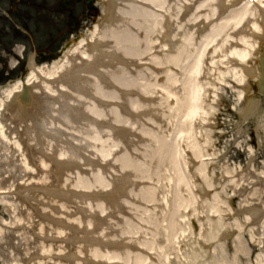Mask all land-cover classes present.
<instances>
[{
	"label": "bare ground",
	"instance_id": "obj_1",
	"mask_svg": "<svg viewBox=\"0 0 264 264\" xmlns=\"http://www.w3.org/2000/svg\"><path fill=\"white\" fill-rule=\"evenodd\" d=\"M99 1L108 24L0 92V206L23 218L9 239L16 264H192L180 244L199 236L200 210L235 234L230 261L218 245L213 264L247 259L244 224L258 232L254 264H264V200L247 193H262L264 176L236 180L242 219L222 225L219 206L239 213L213 192L198 132L209 56L264 92V58L246 68L264 37V0ZM114 5L122 21L110 24ZM108 53L138 68L111 66ZM128 178L116 206L101 200H115Z\"/></svg>",
	"mask_w": 264,
	"mask_h": 264
},
{
	"label": "rangeland",
	"instance_id": "obj_2",
	"mask_svg": "<svg viewBox=\"0 0 264 264\" xmlns=\"http://www.w3.org/2000/svg\"><path fill=\"white\" fill-rule=\"evenodd\" d=\"M66 1L56 0L54 47H51V50L46 53L38 52L34 62L35 52H25L24 61L26 63L21 67L22 69L18 67L13 72H9V77H4L0 81L2 90L13 86L20 76H27L31 71V64L36 69L46 68L49 71L60 63L61 57L65 53H62V48L65 45L87 42L93 28L97 27L96 23L99 19L96 17L102 9V4L96 0L95 16L87 10L83 0H68V7L65 6ZM1 53L13 57L12 52ZM263 54L264 40L246 68L256 69ZM221 58L222 56L216 54L209 56L205 62L204 77L209 84V90L204 108L208 117L205 125H198V132L200 152L207 159L205 166L207 167L208 182L212 186L213 192L217 193L222 190V193H218V199L233 208L235 213L239 212L235 216L227 215L223 206L218 207V211L222 215V225H227L234 220V217H237L238 220L242 219L243 211L237 209V205L241 203V196H233L231 190L236 180L248 170H251L252 174L264 176V94L249 78L243 84L239 80H234L230 68L221 63ZM10 61L8 58L0 57V68L2 67L0 75L11 66ZM243 113L245 114L242 115ZM222 176L230 177L225 185L219 182ZM195 182L198 185L200 197L208 199L210 193L206 191L207 183L196 179ZM253 190L254 188H247V193H253L251 198L259 204V200H264V191L261 193L259 190L254 192ZM18 219L23 218H19L11 208L0 206V264L17 263L16 259L19 257L17 241L12 240L11 242L9 239L14 232H20L19 230L22 228ZM197 221L202 224L201 230L196 222L192 223V227L195 235H197L196 231H200L199 236L193 240L186 237L181 241V252L194 257L192 264H213L211 252L216 246L222 245L226 258L230 261L231 256L235 253L232 241L235 234L232 229L222 228L216 223V219L208 218L207 213L202 210L199 211ZM17 229L18 231H16ZM252 236L253 239L249 243ZM258 238V232L252 230L251 224H244L243 240L249 255L247 259L239 256L238 264H254L256 255L259 253L256 247Z\"/></svg>",
	"mask_w": 264,
	"mask_h": 264
},
{
	"label": "flooded vegetation",
	"instance_id": "obj_3",
	"mask_svg": "<svg viewBox=\"0 0 264 264\" xmlns=\"http://www.w3.org/2000/svg\"><path fill=\"white\" fill-rule=\"evenodd\" d=\"M55 4L56 0H0V57L8 58L1 53L7 51L15 55L20 48L24 53L35 52V61L38 52H49L55 43ZM95 9L92 7L89 12L95 14ZM22 61L17 63L21 67L26 63L24 56Z\"/></svg>",
	"mask_w": 264,
	"mask_h": 264
},
{
	"label": "water",
	"instance_id": "obj_4",
	"mask_svg": "<svg viewBox=\"0 0 264 264\" xmlns=\"http://www.w3.org/2000/svg\"><path fill=\"white\" fill-rule=\"evenodd\" d=\"M90 1L91 0H85V2H86V4L89 6L90 5ZM118 21H120V19L118 18L117 19ZM68 46H66V48H67ZM107 56H113L114 58H115V63L114 64H112L111 66H117V65H121V66H125V67H131V66H135V64H133V63H130V62H126V61H124V60H121L120 58H118L117 56H115V55H111V54H108ZM104 65H106V64H104ZM107 66V65H106ZM28 94V91L26 92L25 91V95H24V97L26 98V96H28L27 95ZM128 184H130L129 182H127V185ZM123 194V193H122ZM114 202V201H113Z\"/></svg>",
	"mask_w": 264,
	"mask_h": 264
}]
</instances>
